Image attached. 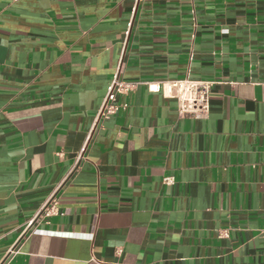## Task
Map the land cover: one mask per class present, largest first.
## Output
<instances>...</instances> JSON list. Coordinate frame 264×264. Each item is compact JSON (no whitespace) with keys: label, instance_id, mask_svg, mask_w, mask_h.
Returning a JSON list of instances; mask_svg holds the SVG:
<instances>
[{"label":"crops","instance_id":"1","mask_svg":"<svg viewBox=\"0 0 264 264\" xmlns=\"http://www.w3.org/2000/svg\"><path fill=\"white\" fill-rule=\"evenodd\" d=\"M263 79L264 0H0V264H264Z\"/></svg>","mask_w":264,"mask_h":264},{"label":"built area","instance_id":"2","mask_svg":"<svg viewBox=\"0 0 264 264\" xmlns=\"http://www.w3.org/2000/svg\"><path fill=\"white\" fill-rule=\"evenodd\" d=\"M215 83L216 81L214 80L196 79L187 75L186 77L177 79L149 81L147 82V86L151 92H162L165 97L176 99L180 117L191 115L198 119H204L209 116L211 110L210 93ZM259 83L264 84V79L259 81ZM137 84L138 82L124 79L120 73V69L116 71L96 116L94 127L89 133L87 143L79 156H82L83 152H85L93 136V132L100 123L110 116L128 109L130 105L129 101H121L120 97L122 95L128 96L137 87ZM163 181L166 184H175L176 179L174 176L168 175L164 177ZM59 204L58 196L56 194L51 195L42 205L36 218H47L59 214ZM224 233L227 234V231H224Z\"/></svg>","mask_w":264,"mask_h":264}]
</instances>
